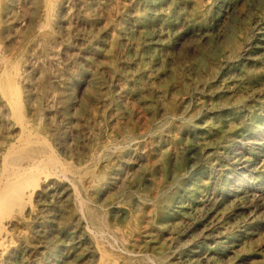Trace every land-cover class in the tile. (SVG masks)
<instances>
[{"label": "rangeland", "instance_id": "374dc122", "mask_svg": "<svg viewBox=\"0 0 264 264\" xmlns=\"http://www.w3.org/2000/svg\"><path fill=\"white\" fill-rule=\"evenodd\" d=\"M263 104L264 0H0V264H264Z\"/></svg>", "mask_w": 264, "mask_h": 264}, {"label": "bare ground", "instance_id": "6f19581e", "mask_svg": "<svg viewBox=\"0 0 264 264\" xmlns=\"http://www.w3.org/2000/svg\"><path fill=\"white\" fill-rule=\"evenodd\" d=\"M160 1V0H159ZM219 1V0H218ZM232 1V0H231ZM237 1V0H236ZM157 2V1H156ZM213 2V1H212ZM216 2V1H215ZM160 3V2H159ZM171 3V2H170ZM236 3V2H235ZM140 4V3H139ZM211 4V3H210ZM241 4V3H240ZM239 4V5H240ZM134 5V4H133ZM151 5V4H150ZM159 6V5H158ZM211 6V5H210ZM171 7V6H170ZM224 7V6H223ZM151 8H152V6H151ZM128 9V8H127ZM168 9V8H167ZM166 9V10H167ZM229 9V8H228ZM174 10V9H173ZM149 11H151V10H149ZM157 11V10H156ZM203 11V10H202ZM207 11V10H206ZM205 11V12H206ZM139 12V11H138ZM138 12H136L137 14H138ZM224 12V11H223ZM163 13V12H162ZM203 13V12H202ZM207 14V13H206ZM213 14V13H212ZM143 16V15H142ZM199 16V15H198ZM219 16V15H218ZM221 16V15H220ZM197 17V16H196ZM140 18V17H139ZM138 18V19H139ZM206 18H208V17H206ZM168 19V18H167ZM180 19V18H179ZM142 20V19H141ZM214 20V19H213ZM198 21V20H197ZM206 21H208V20H206ZM221 21V20H220ZM229 21H230V19H229ZM160 22H162V21H160ZM179 22V21H178ZM223 22V21H222ZM169 23V22H168ZM199 23V22H198ZM201 23H202V21H201ZM217 23V22H216ZM228 23V22H227ZM231 23V22H230ZM245 23V22H244ZM135 24V23H134ZM194 24V23H193ZM109 25V24H108ZM258 25V24H257ZM106 26V25H105ZM144 26V25H143ZM182 26V25H181ZM212 26V25H211ZM250 26V25H249ZM112 27H114V26H112ZM122 27V26H121ZM144 27H146V26H144ZM143 28V27H142ZM227 28V27H226ZM108 29H110V28H108ZM113 29V28H112ZM131 29V28H130ZM138 29V28H137ZM155 29V28H154ZM166 29V28H165ZM234 29V28H233ZM107 30V29H106ZM105 30V31H106ZM104 31V32H105ZM127 31V30H126ZM140 31V30H139ZM216 31V30H215ZM231 31V30H230ZM229 31V32H230ZM120 32H121V30H120ZM147 32V31H146ZM202 32V31H201ZM226 32V31H225ZM233 32V31H232ZM110 33V32H109ZM118 33V32H117ZM155 34V33H154ZM190 34V33H189ZM93 35V34H92ZM191 35V34H190ZM218 35V34H217ZM224 35V34H223ZM222 35V36H223ZM229 35V34H228ZM89 36V35H88ZM100 36V35H99ZM113 36V35H112ZM126 36V35H125ZM130 36V35H129ZM145 36H147V35H145ZM149 36V35H148ZM151 37V36H150ZM166 37V36H165ZM210 37V36H209ZM225 37V36H224ZM84 38V37H83ZM86 38V37H85ZM91 38V37H90ZM89 38V39H90ZM120 38V37H119ZM145 38V37H144ZM154 38V37H153ZM188 38V37H187ZM218 38V37H217ZM220 38V37H219ZM89 39H87V40H89ZM159 39V38H158ZM230 39V38H229ZM242 39V38H241ZM119 40V39H118ZM211 40V39H210ZM127 41V40H126ZM208 42H210V41H208ZM213 42H214V40H213ZM225 42V41H224ZM250 42H252V41H250ZM152 43V42H151ZM174 43V42H173ZM203 43V42H202ZM140 44V43H139ZM158 44V43H157ZM161 44V43H160ZM134 45V44H133ZM87 46V45H86ZM126 46H128L127 44H126ZM215 46V45H214ZM216 46H217V44H216ZM250 46V45H249ZM132 47V46H131ZM247 47V46H246ZM92 48V47H91ZM141 49V48H140ZM215 50V49H214ZM253 50V49H252ZM217 51V50H216ZM202 53V52H201ZM237 53V52H236ZM150 54H151V52H150ZM242 54H243V52H242ZM220 56V55H219ZM244 56V55H243ZM224 57V56H223ZM235 57V56H234ZM86 58V57H85ZM161 58V57H160ZM159 58V59H160ZM239 58V57H238ZM138 59V58H137ZM220 60V59H219ZM234 60H236V59H234ZM151 61V60H150ZM225 61V60H224ZM223 61V62H224ZM230 61V60H229ZM233 61V60H232ZM158 62V61H157ZM156 63V62H155ZM223 64V63H222ZM226 64V63H225ZM157 66V65H156ZM227 66V65H226ZM142 67V66H141ZM144 67V66H143ZM220 68H223V67H220ZM233 68V67H232ZM24 70V69H23ZM116 70V69H115ZM25 71V70H24ZM125 71V70H124ZM117 72V71H116ZM259 72V71H258ZM262 72V71H261ZM20 73V72H19ZM26 73V72H25ZM148 73V72H147ZM113 74V73H112ZM122 75V74H121ZM263 75V74H262ZM149 76V75H148ZM144 77V76H143ZM219 77V76H218ZM147 78V77H146ZM216 78H217V76H216ZM27 79V78H26ZM82 79V78H81ZM153 79V78H152ZM151 79V80H152ZM245 79V78H244ZM138 80V79H137ZM254 81V80H253ZM260 81V80H259ZM76 82V81H75ZM87 83V82H86ZM138 83V82H137ZM253 83V82H252ZM263 85V84H262ZM96 86V85H95ZM242 86V85H241ZM195 88V87H194ZM228 88V87H227ZM191 93V92H190ZM256 93V92H255ZM258 93V92H257ZM256 93V94H257ZM260 93V92H259ZM232 94V93H231ZM187 95H189V94H187ZM243 95V94H242ZM237 96V95H236ZM241 96V95H240ZM231 97V96H230ZM235 97V96H234ZM234 97H233V99H234ZM239 97V96H238ZM184 98V97H183ZM185 99V98H184ZM232 99V100H233ZM231 100V99H230ZM242 102V101H241ZM182 103V102H181ZM187 103V102H186ZM262 103V102H261ZM231 104V103H230ZM221 105V104H220ZM243 105V104H242ZM259 105V104H258ZM264 105V104H263ZM232 106V105H231ZM253 106V105H252ZM218 107V106H217ZM221 107V106H220ZM223 107V106H222ZM246 108H247V106H246ZM253 108V107H252ZM264 109V108H263ZM231 110V109H230ZM244 110V109H243ZM248 110V109H247ZM258 110V109H257ZM234 112V111H233ZM251 112V111H250ZM259 112V111H258ZM262 112V111H261ZM215 113V112H214ZM217 113V112H216ZM242 113H244V112H242ZM233 116V115H232ZM263 116V115H262ZM226 117V116H225ZM167 118H168V116H167ZM260 118H262V117H260ZM173 119V118H172ZM171 119V120H172ZM227 119V118H226ZM229 119V118H228ZM193 120H194V118H193ZM246 120V119H245ZM225 122V121H224ZM252 122V121H251ZM226 123V122H225ZM224 123V124H225ZM233 123V122H232ZM238 123V122H237ZM244 123V122H243ZM241 124V123H240ZM197 125V124H196ZM261 126V125H260ZM199 127V126H198ZM170 128V127H169ZM202 128V127H201ZM254 128V127H253ZM250 129V128H249ZM235 131V130H234ZM231 132V131H230ZM162 133H163V131H162ZM228 133V132H227ZM131 134V133H130ZM138 134V133H137ZM242 134V133H241ZM204 135V134H203ZM126 138V137H125ZM223 138V137H222ZM229 138V137H228ZM128 139V138H127ZM194 140V139H193ZM205 140V139H204ZM214 140V139H213ZM119 141V140H118ZM121 141V140H120ZM129 141V140H128ZM135 141V140H134ZM195 141V140H194ZM193 141V142H194ZM222 141V140H221ZM27 142V141H26ZM133 142V141H132ZM217 142V141H216ZM224 142V141H223ZM141 143V142H140ZM218 143V142H217ZM222 143V142H221ZM225 143V142H224ZM130 144V143H129ZM128 144V146H130ZM205 144V143H204ZM121 145V144H120ZM193 145V144H192ZM225 145V144H224ZM117 146V145H116ZM220 146V145H219ZM124 147V146H123ZM214 147V146H213ZM216 147V146H215ZM29 149H33V148H31V147H28ZM27 148V149H28ZM120 148H121V146H120ZM127 148V147H126ZM209 148V147H208ZM26 149V150H27ZM193 149V148H192ZM200 149H201V147H200ZM26 150H20V151H17V153H13L12 155H11V158H10V163H13V165H16V164H19L18 166H21L23 163L25 164V163H27V161L29 160V154L31 153V151H26ZM53 150V149H52ZM108 150V149H107ZM118 150H120V149H118ZM122 150V149H121ZM125 150V149H124ZM9 151H11V150H9ZM26 151V152H25ZM217 151V150H216ZM51 152V151H50ZM245 152V151H244ZM122 153V152H121ZM218 153V152H217ZM56 154V153H55ZM201 155V154H200ZM205 155V154H204ZM207 155V154H206ZM209 155V154H208ZM212 155V154H211ZM215 155V154H214ZM115 157H118V156H115ZM206 157V156H205ZM250 157V156H249ZM48 158V157H47ZM120 158V157H119ZM247 158V157H246ZM254 158V157H253ZM34 159V158H33ZM51 159V158H50ZM5 160V159H4ZM39 160V159H38ZM54 160H56V159H54ZM248 160V159H247ZM46 161H47V159H46ZM113 161V160H112ZM40 162V161H39ZM43 162V161H42ZM62 162V161H61ZM29 163V162H28ZM40 164V163H39ZM62 164H63V162H62ZM37 165V164H36ZM1 166H3V165H1ZM26 166H27V164H26ZM30 166V165H29ZM62 166V165H61ZM114 166V165H113ZM65 167V166H64ZM109 167V166H108ZM17 168V167H16ZM27 167H25V169H26ZM30 169V168H29ZM56 169V168H55ZM106 169V168H105ZM21 171V170H20ZM23 171H24V169H23ZM30 174H31V171L29 172ZM27 174V173H26ZM105 174V173H104ZM187 175H189V174H187ZM186 175V176H187ZM107 176V175H106ZM105 176V177H106ZM24 178H25V176H23ZM120 177V176H119ZM184 177V176H183ZM97 178V177H96ZM102 178V177H101ZM123 178V177H122ZM95 179V178H94ZM98 179V178H97ZM96 179V180H97ZM91 180V179H90ZM108 180V179H107ZM3 181V180H2ZM69 181V180H68ZM177 181V180H176ZM3 182H5V180L3 181ZM72 182V181H71ZM83 182V181H82ZM114 182V181H113ZM8 183V182H7ZM3 184V183H2ZM74 184V183H73ZM93 184V183H92ZM198 184V183H197ZM101 185V184H100ZM117 185V184H116ZM169 185V184H168ZM8 187L9 186H5V187H3V185H1L0 184V205L2 206V205H4L5 203H6V201H7V199H8V196H9V191H7L8 190ZM99 187V186H98ZM166 187V186H165ZM189 187V186H188ZM203 187V186H202ZM87 188V187H86ZM190 188H191V186H190ZM79 189V188H78ZM187 189V188H186ZM189 189V188H188ZM191 191V190H190ZM81 192V191H80ZM89 193V192H88ZM165 193V192H164ZM184 193V192H183ZM190 194V193H189ZM49 196V195H48ZM190 196V195H189ZM193 196V195H192ZM180 197V196H179ZM178 197V198H179ZM157 198V197H156ZM81 199V198H80ZM89 199V198H88ZM169 199V198H168ZM216 199V198H215ZM154 200V199H153ZM158 200V199H157ZM183 200H184V198H183ZM217 200V199H216ZM92 201V200H91ZM156 201V200H155ZM166 201V200H165ZM179 201V200H178ZM182 201V200H181ZM80 203V202H79ZM152 203V202H151ZM156 203V202H155ZM154 203V204H155ZM172 203V202H171ZM178 203V202H177ZM81 204L83 205L82 206V209H83V211H84V213H85V210H89L90 212H91V210L93 209V208H91V207H89V205L88 204H90V200H85L84 198H82V200H81ZM86 204V205H85ZM163 204V203H162ZM195 204V203H194ZM171 205V204H170ZM201 205V204H200ZM160 206V205H159ZM97 207V206H96ZM172 207V206H171ZM176 207V206H175ZM174 206H173V208H175ZM181 207V206H180ZM210 207V206H209ZM163 208V207H162ZM35 209V208H34ZM203 209V208H202ZM87 210V211H88ZM158 210V209H157ZM128 211V210H127ZM156 211V210H155ZM175 211V210H174ZM179 211V210H178ZM184 211V210H183ZM199 211V210H198ZM204 211V210H203ZM81 212H82V210H81ZM99 212H100V210H99ZM194 212V211H193ZM174 213V212H173ZM191 213V212H190ZM196 213V212H195ZM200 213V212H199ZM82 214H83V212H82ZM101 214H102V212H101ZM164 214V213H163ZM170 214V213H169ZM182 215V214H181ZM188 215V214H187ZM194 215V214H193ZM208 215V214H207ZM130 216V215H129ZM159 216V215H158ZM101 218H103V217H101ZM155 218V217H154ZM198 218V217H197ZM156 219V218H155ZM204 219V218H203ZM104 220H105V218H104ZM88 221V220H87ZM157 221V220H156ZM107 222V221H106ZM170 222V221H169ZM197 222V221H196ZM108 223V222H107ZM131 223V222H130ZM166 223V222H165ZM177 226V225H176ZM1 227V226H0ZM5 227V226H4ZM94 227V226H93ZM106 228V227H105ZM166 228V227H165ZM4 229V228H3ZM2 230V229H1ZM114 230V229H113ZM135 230H136V228H135ZM145 230V229H144ZM4 231H7L6 229L4 230ZM10 231V230H9ZM109 231V230H108ZM138 231V230H137ZM178 231H179V229H178ZM46 232V231H45ZM100 232V231H99ZM99 232H98V234H99ZM115 232V231H114ZM139 232V231H138ZM143 232V231H142ZM96 233V232H95ZM110 233V232H109ZM162 233V232H161ZM160 233V234H161ZM177 234V233H176ZM175 234V235H176ZM142 235V234H141ZM100 236V235H99ZM106 236V235H105ZM134 236V235H133ZM177 236V235H176ZM95 237H96V235H95ZM101 237V236H100ZM111 237V236H110ZM127 237V236H126ZM141 237V236H140ZM143 237V236H142ZM150 237V236H149ZM148 237V238H149ZM113 238V237H112ZM112 238H111V240H112ZM117 238V237H116ZM107 239V238H106ZM123 239V238H122ZM127 239H129L128 237H127ZM133 239V238H132ZM138 239V238H137ZM108 240V239H107ZM0 241H2V240H0ZM115 241H117L116 239H115ZM125 241V240H124ZM101 242H103V240L101 241ZM121 242V241H120ZM123 242V241H122ZM126 242V241H125ZM165 242V241H164ZM111 243V242H110ZM109 243V244H110ZM117 243V242H116ZM221 243V242H220ZM112 244V243H111ZM110 244V245H111ZM131 244V243H130ZM97 245V244H96ZM100 245V244H99ZM106 245V244H105ZM113 245H114V243H113ZM151 245V244H150ZM165 245V244H164ZM2 246V245H1ZM227 246V245H226ZM101 247V246H100ZM110 247V246H109ZM112 247V246H111ZM124 248V247H123ZM114 249V248H113ZM100 250H103V249H100ZM105 250V249H104ZM123 250V249H122ZM128 250V249H127ZM172 250V249H171ZM110 251V250H109ZM103 252V251H102ZM118 252V251H117ZM171 252V251H170ZM196 252V251H195ZM94 253V252H93ZM113 253V252H112ZM124 253V252H123ZM129 253V252H128ZM135 253V252H134ZM139 253V252H138ZM167 253V252H166ZM175 253V252H174ZM129 254H131V253H129ZM142 254V253H141ZM140 254V255H141ZM116 255V254H115ZM114 255V256H115ZM127 255V254H126ZM119 256V255H118ZM143 256H144V254H143ZM142 256V257H143ZM169 256V255H168ZM171 256V255H170ZM174 256V255H173ZM145 257H147V256H144V258ZM153 257H154V255H153ZM156 257V256H155ZM166 257V256H165ZM5 258H6V256H5ZM134 258V257H133ZM152 258V257H151ZM150 258V259H151ZM4 259V258H3ZM112 259V258H111ZM149 259V258H148ZM149 259V260H150ZM154 259V258H153ZM130 261V260H129ZM133 261H134V259H133ZM151 261V260H150ZM153 261V260H152ZM157 261V260H156ZM159 261V260H158ZM5 262V261H4ZM3 263V262H2ZM140 263V262H139Z\"/></svg>", "mask_w": 264, "mask_h": 264}]
</instances>
